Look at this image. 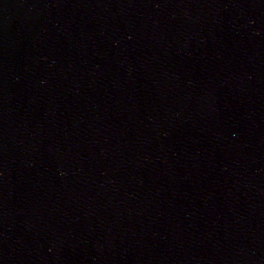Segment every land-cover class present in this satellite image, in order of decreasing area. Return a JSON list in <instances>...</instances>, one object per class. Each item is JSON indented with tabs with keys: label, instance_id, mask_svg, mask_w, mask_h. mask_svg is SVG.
Returning <instances> with one entry per match:
<instances>
[{
	"label": "water",
	"instance_id": "1",
	"mask_svg": "<svg viewBox=\"0 0 264 264\" xmlns=\"http://www.w3.org/2000/svg\"><path fill=\"white\" fill-rule=\"evenodd\" d=\"M0 264H264V0H0Z\"/></svg>",
	"mask_w": 264,
	"mask_h": 264
}]
</instances>
